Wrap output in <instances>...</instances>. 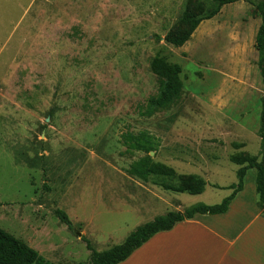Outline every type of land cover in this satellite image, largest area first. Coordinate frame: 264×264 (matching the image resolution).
Here are the masks:
<instances>
[{"label":"rangeland","instance_id":"1","mask_svg":"<svg viewBox=\"0 0 264 264\" xmlns=\"http://www.w3.org/2000/svg\"><path fill=\"white\" fill-rule=\"evenodd\" d=\"M261 1L223 7L174 48L163 39L181 28L182 13L210 0H0V228L49 264H87L75 231L100 253L173 212L156 195L184 208L202 203L131 178L145 154L126 152L127 132L155 138V163L206 171L201 201L228 197L238 169L230 158L260 151ZM156 56L181 68L183 91L147 119L140 111L159 88L149 69ZM254 180L249 170L246 188Z\"/></svg>","mask_w":264,"mask_h":264},{"label":"trees","instance_id":"2","mask_svg":"<svg viewBox=\"0 0 264 264\" xmlns=\"http://www.w3.org/2000/svg\"><path fill=\"white\" fill-rule=\"evenodd\" d=\"M238 1L240 0H210L207 7L202 4L194 12H183L179 18L181 28L168 33L163 39L164 42L174 48L183 47L202 22L213 19L223 7ZM255 10L261 19V24L255 36V48L258 52L257 66L264 88V0L255 6ZM149 69L159 80V88L156 95L149 97L140 111V116L147 119L152 118L159 112L168 110L181 98L183 91L180 78L181 68L178 65L170 64L163 58L156 56L150 61ZM258 137L260 140L259 156H233L230 158V162L238 167L236 171L237 183L228 187L231 194L223 199L221 203L213 206L199 203L182 212H168L138 227L121 245L100 253L92 249L89 241L80 232L75 231L76 237L84 242L86 248L91 252L87 264H120L155 234L169 231L177 223L191 220L196 215L215 216L226 213L233 199L243 190L244 179L249 170H255L254 182L257 208L264 219V96L260 99ZM122 144L125 146L127 153L145 154L144 158L132 164L127 170V174L131 178L145 183L151 181L154 186L165 192L191 196L203 193L206 183L202 178L196 175H178L172 168L152 161L149 154H156L158 145L155 138L148 132L141 131L136 135L128 132L124 133L122 134ZM54 214L61 223L66 225L70 231H73V225L66 213L55 210ZM0 264L49 263L37 251L0 228Z\"/></svg>","mask_w":264,"mask_h":264},{"label":"crops","instance_id":"3","mask_svg":"<svg viewBox=\"0 0 264 264\" xmlns=\"http://www.w3.org/2000/svg\"><path fill=\"white\" fill-rule=\"evenodd\" d=\"M204 173L206 171H191L186 176L196 175L205 181ZM246 178L247 175L243 190L233 199L226 213L196 215L191 220L177 223L171 230L155 234L120 264H264V219L257 208L255 182L254 186L246 188ZM205 183L203 193L195 195L194 199L208 205L201 201L207 188ZM211 187L221 189L217 185ZM147 193L154 194L151 190ZM156 196L152 202L166 205L173 212L187 208L182 207L177 199L166 198L169 200L166 202ZM149 209L153 208L149 206L146 211Z\"/></svg>","mask_w":264,"mask_h":264},{"label":"water","instance_id":"4","mask_svg":"<svg viewBox=\"0 0 264 264\" xmlns=\"http://www.w3.org/2000/svg\"><path fill=\"white\" fill-rule=\"evenodd\" d=\"M150 155H151V156H153V155H154V153H150Z\"/></svg>","mask_w":264,"mask_h":264}]
</instances>
